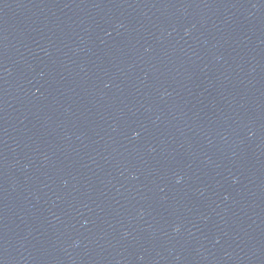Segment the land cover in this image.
I'll return each instance as SVG.
<instances>
[{"label":"water","instance_id":"95a60500","mask_svg":"<svg viewBox=\"0 0 264 264\" xmlns=\"http://www.w3.org/2000/svg\"><path fill=\"white\" fill-rule=\"evenodd\" d=\"M0 264H264V0H0Z\"/></svg>","mask_w":264,"mask_h":264}]
</instances>
